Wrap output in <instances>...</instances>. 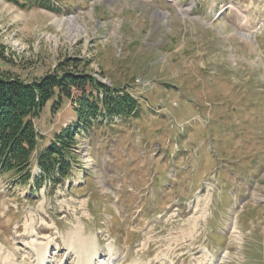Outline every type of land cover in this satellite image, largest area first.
I'll return each instance as SVG.
<instances>
[{
  "label": "rangeland",
  "instance_id": "1",
  "mask_svg": "<svg viewBox=\"0 0 264 264\" xmlns=\"http://www.w3.org/2000/svg\"><path fill=\"white\" fill-rule=\"evenodd\" d=\"M48 3L0 0V72L32 82L79 59L141 115L81 130L57 186L35 160L28 184L0 178V255L81 264L78 226L97 244L90 264H264V0ZM51 109L39 149L76 122L67 99Z\"/></svg>",
  "mask_w": 264,
  "mask_h": 264
},
{
  "label": "trees",
  "instance_id": "2",
  "mask_svg": "<svg viewBox=\"0 0 264 264\" xmlns=\"http://www.w3.org/2000/svg\"><path fill=\"white\" fill-rule=\"evenodd\" d=\"M3 1L21 9H52L49 0ZM81 62L67 59L50 75L32 82L11 80L0 72V178L28 184L35 160L43 177L57 186L70 177L76 157L73 149L81 130L89 131L94 124L113 130L115 119L128 123L140 118L142 105L137 100L122 88L104 85L87 70L89 64L80 67ZM63 99L73 107L76 122L55 133L39 149L35 120L48 102L52 101L51 111L55 112L62 107Z\"/></svg>",
  "mask_w": 264,
  "mask_h": 264
},
{
  "label": "bare ground",
  "instance_id": "3",
  "mask_svg": "<svg viewBox=\"0 0 264 264\" xmlns=\"http://www.w3.org/2000/svg\"><path fill=\"white\" fill-rule=\"evenodd\" d=\"M60 23V22H58ZM67 29L69 31L68 36L70 38H75L78 32L81 30L77 20L75 18H69L66 21ZM244 38L252 43L253 37L250 35H242ZM234 233H238V230H234ZM87 237V236H86ZM85 233L81 227H75L72 232L69 233L70 246H74V249L77 251L78 256L81 259V264H90L96 256H98V250L96 249V243L91 238H86ZM90 237V236H89ZM97 240V239H96ZM99 243V242H98ZM1 250V247H0ZM49 250L47 246H39L37 249L38 258L41 262H44ZM3 253V252H2ZM17 258L13 254L9 255H0L1 264H16ZM47 261L45 260L44 264Z\"/></svg>",
  "mask_w": 264,
  "mask_h": 264
}]
</instances>
